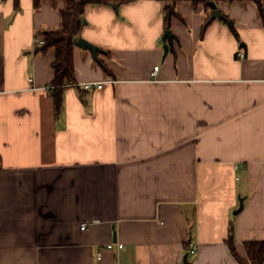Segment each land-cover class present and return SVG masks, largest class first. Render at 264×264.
Instances as JSON below:
<instances>
[{"label":"crops","instance_id":"1","mask_svg":"<svg viewBox=\"0 0 264 264\" xmlns=\"http://www.w3.org/2000/svg\"><path fill=\"white\" fill-rule=\"evenodd\" d=\"M34 1L0 0V264H184L187 245L190 264H239L232 225L247 259L245 244L264 241L256 3L218 7L237 36L178 3L171 44L161 2L88 6L77 42L101 53L75 47L58 113L57 53L36 38L61 29L66 1Z\"/></svg>","mask_w":264,"mask_h":264},{"label":"trees","instance_id":"2","mask_svg":"<svg viewBox=\"0 0 264 264\" xmlns=\"http://www.w3.org/2000/svg\"><path fill=\"white\" fill-rule=\"evenodd\" d=\"M42 1L46 0H35L34 7L38 8ZM49 1V0H47ZM56 2L57 0H52ZM66 8L61 12V23L62 27L56 31H50L42 34L40 38L44 39L45 45L38 47V52L45 53L46 51L54 48L57 53V60L53 65L55 70V78L52 81L53 93L52 96L55 99L56 112L60 113L64 97L63 93L69 86L76 85V67H75V47L77 45V37L79 36L83 25L84 15L88 6L99 5V6H111L114 4H123L133 0H65ZM161 2L165 6V27L166 32L170 30L171 24L174 18L178 17L176 12V4L182 2H190L194 8L204 6L208 15V21L204 25V29H207L211 24V16L213 13L211 2L215 3L220 7L221 5H232L240 2H251L256 3L260 16L264 20V0H156ZM16 9L19 8V0H15ZM226 19L224 22L229 26L232 33L236 36L235 23L230 16H224ZM110 74H113L111 71ZM228 246L231 254L234 255L239 264H264V241L262 242H248L245 244L247 259L242 258L236 250V239H234V228L233 225L230 229ZM191 247L187 245V251L190 252ZM192 256V255H191Z\"/></svg>","mask_w":264,"mask_h":264},{"label":"water","instance_id":"3","mask_svg":"<svg viewBox=\"0 0 264 264\" xmlns=\"http://www.w3.org/2000/svg\"><path fill=\"white\" fill-rule=\"evenodd\" d=\"M211 7H212V10H213V13H212V16H211V20L214 21V20H223L225 21L226 19L224 18L222 12L220 11V9L218 8V5L211 2ZM113 7L115 9H119L118 5L117 4H114ZM164 42L166 43L168 40L170 41V44L172 43V40L174 39V36L171 34V32L168 30L167 32H165L164 34ZM78 48H82L84 50H88L89 52H91L93 54V57L96 61H98V55L101 53V50L97 47V46H93L92 44H90L89 42H87L86 40L84 39H80L78 42H77V45H76ZM169 46L170 45H165L164 47V50H166V54H168V49H169ZM243 203H241V206H240V210L236 211L235 214H239L243 211ZM184 264H190V255L189 254H186L185 256V259H184Z\"/></svg>","mask_w":264,"mask_h":264},{"label":"built area","instance_id":"4","mask_svg":"<svg viewBox=\"0 0 264 264\" xmlns=\"http://www.w3.org/2000/svg\"><path fill=\"white\" fill-rule=\"evenodd\" d=\"M37 39V41H36V43H37V48L38 47H42V46H44L45 45V41H44V39H42V38H36ZM245 58V54L244 53H242V54H240L239 55V59L240 60H242V59H244ZM159 70H160V68L159 67H156L155 68V70H154V74H153V78L154 77H157V75H158V72H159ZM74 86H76V85H74ZM78 86V85H77ZM82 87L85 89V90H96V89H99V90H101L102 88H103V84H98V83H87V84H83L82 85ZM88 227V224L87 223H85V225H83L82 226V229H83V231H85L86 230V228ZM119 248H123V246L122 245H120V246H118ZM114 248V246H109V249H113ZM196 252H197V247H195V246H191V249H190V252H189V255L191 256H195V254H196Z\"/></svg>","mask_w":264,"mask_h":264}]
</instances>
